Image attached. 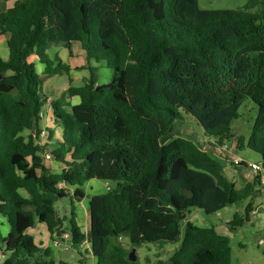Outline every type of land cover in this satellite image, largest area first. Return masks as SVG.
Instances as JSON below:
<instances>
[{
  "label": "trees",
  "instance_id": "obj_1",
  "mask_svg": "<svg viewBox=\"0 0 264 264\" xmlns=\"http://www.w3.org/2000/svg\"><path fill=\"white\" fill-rule=\"evenodd\" d=\"M0 35L9 36L8 60L0 59V216L10 226L0 240L1 264H55L50 249L27 234L37 222L52 235L67 222L73 246L88 240L98 264H138L122 238L132 249L181 241L157 264H231L229 238L185 224L187 213L249 201L260 177L239 191L212 154L187 138H164L191 116L210 145L223 146L250 99L258 114L247 148L264 161V0L238 10H203L199 0H19L0 12ZM73 43L85 52L91 77L68 90L81 100L72 113L56 114L63 134L53 155L65 169L51 174L46 146L24 135L45 103L28 58L35 55L46 77H56L70 68L52 61L48 48ZM91 63L111 70L112 81L97 85ZM92 180L111 187L90 198L84 234L75 204ZM65 198L71 209L63 219L56 206ZM251 206L228 222L231 231L249 221Z\"/></svg>",
  "mask_w": 264,
  "mask_h": 264
},
{
  "label": "crops",
  "instance_id": "obj_2",
  "mask_svg": "<svg viewBox=\"0 0 264 264\" xmlns=\"http://www.w3.org/2000/svg\"><path fill=\"white\" fill-rule=\"evenodd\" d=\"M18 1L19 0H10L5 2L0 0V12H6L11 9ZM8 40V35H0V59L3 61H7L9 57ZM47 54L52 61L59 58L60 63L68 66L70 71L63 72L62 74L52 78L43 77L45 76V66L41 64L35 55H31L28 58V62L34 64L35 68L42 72L41 90L45 103L42 109L44 116L39 120V122L34 124L33 129L25 132L24 135L27 137L33 136L35 141L41 140L40 134L42 132L48 136L47 142L44 145L46 146L45 153L50 154L52 159L45 160L43 158L44 165L49 173L61 174L65 169V166L57 162L53 155L55 148L62 142L63 134V129L59 124L60 121L57 119L56 114L61 115L62 113H72V108L78 105L81 100L77 96H70L68 94V90L70 88L82 87L91 77V72L88 68L89 64L87 63L86 54L79 43H73L70 48H67L63 44H51L48 48ZM90 66L97 70V75L95 77L97 85H105L106 83L102 84L101 82H107L109 76L108 68L104 65L96 63H91ZM43 85L46 89H43ZM38 133L39 136L37 135ZM229 142L230 141L224 144L226 146L225 150H223L222 146L210 145L208 142H201V145H196L201 150L212 154L214 158H216L223 165L224 176L235 185L237 190H243L249 183H252L257 176H259L263 181V183L260 184L258 195L249 201L241 203V207L237 213L234 214V216L244 215L246 205L251 203L252 206L249 214V221L246 222L243 227L231 231L228 227V222H230V220L226 218H218L216 221H211L208 218L209 214L203 210L197 209L196 212L191 214V216L188 217L187 215L185 224L191 223L199 228L212 227L219 235L228 237L232 250L231 264H264V252L262 255L256 254L254 258L243 261V258L238 257L232 248L233 241H235L241 248V251L244 252H247V243L251 246V248H257V251L259 252H261V247L264 246V169L262 172L257 174L251 169V166L253 164L262 166V162L258 163L257 161H248L244 157L238 155V150L245 148V142H242V147L240 146V141H238V143L234 142L231 145H229ZM203 146H210V148L206 149ZM73 192L74 189H70V195H73ZM83 192L85 194V198L77 204L78 207L76 209L75 219L81 232L88 234L90 230L89 201L92 196L106 192L105 182L98 180L89 181L83 187ZM58 204L59 202L56 206L57 211L59 210V207H62ZM227 207L214 214H216L217 217H222L221 212L226 210ZM29 210L32 209L29 208ZM62 210L67 212L69 215L70 209L62 208ZM254 211H256V214L252 215L251 212ZM67 225V222L64 223V230L70 232L67 229ZM9 233L10 226L7 219L0 216V240L6 238ZM27 234L33 238L34 243L40 248L50 249L52 254L51 257L55 264H98V259L93 255L91 244L88 240H86L87 243L83 250L79 251L71 249V251L65 252L63 250V246L66 245L74 247L72 240L66 241L56 247L53 244V235L48 230V227L43 223L37 222L32 229L27 231ZM245 240L247 243H245ZM180 247L181 241L175 243V247L171 250L165 249L162 245L159 246V249L161 252L168 253V251H171L174 254V252ZM72 250L74 252H72ZM130 250L131 257L132 255H135L133 252H135L136 249ZM148 251L150 254L152 252V255H154L153 249H148ZM158 256L159 257L156 261L157 263L162 261L160 254ZM146 264L156 263L148 260Z\"/></svg>",
  "mask_w": 264,
  "mask_h": 264
},
{
  "label": "rangeland",
  "instance_id": "obj_3",
  "mask_svg": "<svg viewBox=\"0 0 264 264\" xmlns=\"http://www.w3.org/2000/svg\"><path fill=\"white\" fill-rule=\"evenodd\" d=\"M250 0H199V6L203 10H238L244 8L246 5L249 4ZM59 46V45H57ZM38 75L40 76L41 80V73L39 70H37ZM109 76L107 82H101L102 84H109L112 81V72L111 70L108 69ZM45 75V74H44ZM97 75V71L95 72V77ZM43 77H46L43 76ZM102 79V78H101ZM106 81V80H102ZM42 88V87H41ZM43 89H46L43 85ZM41 97H43L42 90H40ZM258 114V107L254 102H252L250 99H245L239 109V118L235 120L232 123L231 126V139L229 140V145L232 143H238L242 139L243 143L245 142V148L239 149L238 150V155L241 157H244L248 161L255 162L257 161L258 163H261V157L257 153L251 151L250 149L247 148V142L249 139V136L251 134L252 126L254 124V121L257 117ZM178 137H183L187 138L189 140L194 141L195 144L201 145V142H208L207 139L203 137V128L201 125L191 116H186L183 121L175 122L173 126V130L170 134H168L164 138V143H168L171 140L178 138ZM206 149H209L210 146H203ZM77 204H75V213L77 209ZM62 207H59L58 213L60 218H68L69 215L67 212L63 211L62 208H67L71 209V202L69 198H65L59 201V204ZM241 203L228 206L226 210L221 212L222 217H217L216 214H211L208 215V218L211 221H216L218 218L219 219H228L232 220L234 214L237 213L239 208L241 207ZM197 209H191L188 212V217L191 216L193 212H196ZM68 215V216H67ZM247 225V224H246ZM248 226V225H247ZM122 245H124L126 248L129 250L132 249L131 246L128 243V240L126 238L119 239L118 241ZM245 243L246 240H245ZM160 245L157 244H146L143 245L141 248L136 249V253L133 252L135 255H132L131 258L134 262H138V264H146L148 260L154 261V263L157 264V259L158 255L162 257V262H168L170 257L172 256L173 252L168 251V253L161 252L159 249ZM165 249L171 250L175 247V244H164L162 245ZM232 248L234 253L238 256L243 258V261H246L248 259H252L256 256V254L262 255L264 252V246L261 247V252L257 251V248H254L247 243V252L241 251V248L236 244L235 241L232 242ZM148 249H153V254L152 252L148 251ZM72 252H74L72 250Z\"/></svg>",
  "mask_w": 264,
  "mask_h": 264
},
{
  "label": "built area",
  "instance_id": "obj_4",
  "mask_svg": "<svg viewBox=\"0 0 264 264\" xmlns=\"http://www.w3.org/2000/svg\"><path fill=\"white\" fill-rule=\"evenodd\" d=\"M43 116H44V112L41 111L40 114H39L40 119H41ZM40 138H41V140H40V141H36V143H37L38 145H45L46 142H47V138H48V136H47L44 132H42V133L40 134ZM222 148H223V150H225V149H226V146L223 145ZM42 156H43V158H44L45 160H51V159H52V156H51L50 154H47V153H43ZM251 169H252L253 171H255L257 174H259L260 172L263 171L262 166H261V165H256V164H253V165L251 166ZM260 182L263 183V181H262L261 179H260ZM110 187H111L110 184L105 183V190H106V191H109V190H110ZM251 214H252V215H255V214H256V211L251 212ZM53 237H54L53 244H54L56 247L60 246L62 243L66 242V241H71V240H72V235H71V233L68 232V231H61V232H59L58 234H53ZM86 243H87V241H84V242H82V243H81L79 246H77V247H72V246H66V245H65V246H63V250H64L65 252H69V251H71V249L81 251V250L84 249ZM4 259H5L4 254H3L2 252H0V263H2V262L4 261Z\"/></svg>",
  "mask_w": 264,
  "mask_h": 264
},
{
  "label": "water",
  "instance_id": "obj_5",
  "mask_svg": "<svg viewBox=\"0 0 264 264\" xmlns=\"http://www.w3.org/2000/svg\"><path fill=\"white\" fill-rule=\"evenodd\" d=\"M262 167H263V169H264V161L262 160ZM182 193L185 195V196H187L188 198H192L193 197V192H190V191H188V190H183L182 191ZM132 259V258H131ZM132 260H134V259H132Z\"/></svg>",
  "mask_w": 264,
  "mask_h": 264
}]
</instances>
